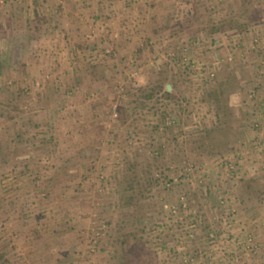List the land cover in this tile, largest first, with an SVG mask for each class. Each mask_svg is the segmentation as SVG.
Listing matches in <instances>:
<instances>
[{
  "label": "rangeland",
  "instance_id": "rangeland-1",
  "mask_svg": "<svg viewBox=\"0 0 264 264\" xmlns=\"http://www.w3.org/2000/svg\"><path fill=\"white\" fill-rule=\"evenodd\" d=\"M0 264H264V0H0Z\"/></svg>",
  "mask_w": 264,
  "mask_h": 264
},
{
  "label": "crops",
  "instance_id": "crops-1",
  "mask_svg": "<svg viewBox=\"0 0 264 264\" xmlns=\"http://www.w3.org/2000/svg\"><path fill=\"white\" fill-rule=\"evenodd\" d=\"M119 7V6H118ZM75 9V8H74ZM74 9H69V10H67V12H70V13H79V11H75ZM136 11L138 12V11H140L141 12V10H137L136 9ZM135 11V12H136ZM84 12H86L85 10H84ZM81 13V12H80ZM117 13V12H116ZM139 13V12H138ZM117 14H120L119 12L117 13ZM121 19H123V18H121V16H119L118 17V27H119V32L121 31V34H122V37H121V39L122 40H124V42H122V40H121V42H122V44H124L123 46L124 47H127V50H131V52L130 53H127V55H128V57H129V59H131V58H135V57H137V54L136 53H138V48H136V47H138V45H140L138 42H137V40L136 39H138L137 37H136V34L134 33V28H135V24L136 23H134V24H132V20H128V22H124V20H121ZM87 21H90V20H87ZM130 21V22H129ZM70 23L73 25V27L75 26V27H85V26H87V24H86V22H85V18H83V17H71V21H70ZM129 33V34H128ZM128 36H129V39H128ZM136 37V38H135ZM126 38H127V40H126ZM122 48V47H121ZM122 56H125V54H122Z\"/></svg>",
  "mask_w": 264,
  "mask_h": 264
},
{
  "label": "clouds",
  "instance_id": "clouds-1",
  "mask_svg": "<svg viewBox=\"0 0 264 264\" xmlns=\"http://www.w3.org/2000/svg\"><path fill=\"white\" fill-rule=\"evenodd\" d=\"M241 102V97L239 93H233L229 97V107L236 108Z\"/></svg>",
  "mask_w": 264,
  "mask_h": 264
}]
</instances>
